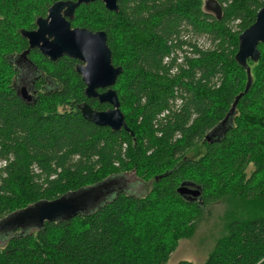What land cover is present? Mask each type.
Here are the masks:
<instances>
[{"label":"trees","instance_id":"1","mask_svg":"<svg viewBox=\"0 0 264 264\" xmlns=\"http://www.w3.org/2000/svg\"><path fill=\"white\" fill-rule=\"evenodd\" d=\"M56 1L0 0V219L114 175L133 173L142 185L130 183L86 213L13 231L0 243V264H164L206 209L227 197L237 214L206 259L175 264H264L262 43L259 59L247 60L249 86L230 111L248 83L246 67L235 60L238 35L264 0H229L220 19L204 10L205 0H118L117 12L97 0L75 9L71 27L106 33L111 62L122 69L113 89L133 136L82 117L80 103L110 106L84 95L77 61L67 56L51 61L30 50L27 58L42 78L59 87L33 104L14 92L8 59L28 45L20 30L35 29ZM204 36L209 48L197 43ZM175 48L185 61L171 75ZM177 98L183 103L173 107ZM198 144L203 153L187 157ZM184 183L198 187L199 196L177 193Z\"/></svg>","mask_w":264,"mask_h":264},{"label":"water","instance_id":"2","mask_svg":"<svg viewBox=\"0 0 264 264\" xmlns=\"http://www.w3.org/2000/svg\"><path fill=\"white\" fill-rule=\"evenodd\" d=\"M93 1L97 0H58L54 2L48 8L45 17L36 19L35 29L20 30L21 36L26 39L28 44L27 49L20 56L25 57L30 49L36 48L52 61L62 56L75 59L77 63L74 70L85 85L84 95L87 98H96L100 103L110 106L107 110L97 111L86 103H80L77 108L82 117L97 126H105L112 131L123 129L133 136V132L124 121L116 92L113 89L122 69L112 65L106 33L101 30L91 31L86 28H71L70 26L69 20L73 17L75 9L81 4ZM98 1H101L107 10L117 12L118 0ZM203 7L217 19L221 18L222 10L216 0H206ZM259 43L264 44V5L257 11L254 22L238 36V50L235 59L238 64L246 67L248 83L244 91L235 97L231 112L249 86L250 71L247 60L256 62L259 59L260 52L257 48ZM99 89L102 91L99 92ZM22 99L28 101L30 96L28 93H23ZM227 117L220 125L225 124ZM219 128L216 127L212 132H209L206 140L214 137L220 130ZM123 174L107 177L97 184L69 191L52 200L38 201L5 215L0 219V238L6 239L13 231L17 230H20L17 233H25L31 228L39 229L45 222L67 219L99 207L105 203L102 202V197L108 194H113L115 197L123 189L126 190L125 185L130 182L129 180H126L127 183L125 182ZM176 191L191 200L200 194L198 187L187 183L180 184Z\"/></svg>","mask_w":264,"mask_h":264},{"label":"rangeland","instance_id":"3","mask_svg":"<svg viewBox=\"0 0 264 264\" xmlns=\"http://www.w3.org/2000/svg\"><path fill=\"white\" fill-rule=\"evenodd\" d=\"M224 3L225 5H228L229 0H225ZM237 23V21L232 22L233 29H236ZM196 40L197 43L200 44L204 42L205 48H209V46L211 45V41L207 39L206 36H204V38L201 40L200 38H196ZM198 48L199 51H204L202 47L198 46ZM175 49V51L170 53V57L177 56L178 60L176 61L175 65L171 67V75L177 74L180 71V64L185 61V57H183L185 53L182 52L180 48ZM196 55L198 56L199 53ZM213 81L215 82V84H217V86L220 83L219 78H214ZM181 103H183L182 99L177 98L174 101L173 107H176V105H180ZM202 153L203 147L198 144L194 150L186 151V156L195 157ZM127 175L129 177V182L133 183V181H139V178L133 173H128ZM140 185H142L141 181ZM141 187L140 189H137V192H141L144 190L143 188L141 189ZM229 198L231 197H227L220 202L213 203L206 209L205 215L198 221L192 235L188 238L181 239L178 242L176 249L171 253L168 260L164 264H175L181 260L200 263L206 259L217 239L225 234L228 220L232 219L233 217H235L234 215L237 214L236 212H233L235 207L232 205ZM34 230L35 228H31L26 232Z\"/></svg>","mask_w":264,"mask_h":264},{"label":"flooded vegetation","instance_id":"4","mask_svg":"<svg viewBox=\"0 0 264 264\" xmlns=\"http://www.w3.org/2000/svg\"><path fill=\"white\" fill-rule=\"evenodd\" d=\"M71 28H73V27H71ZM27 47H28V45H27ZM34 49H36V48H34ZM30 50H33V49H30ZM36 50H38V49H36ZM42 56H44V55H42ZM44 57H46V56H44ZM62 57H60V58H62ZM58 59H56V60H58ZM56 60H53V61H56ZM8 62L12 65V69L15 72L14 78H13V81H12V86H13L14 92L17 94V96L25 104H32V103H34L37 95H39L41 93H44V92H50L51 93L53 90H56L59 87V84L56 81H54L52 79H49V78H46V77L42 78L43 74H41L39 72V70L37 69L36 65L27 58V55L25 57H21L20 54L11 55L9 57V59H8ZM98 91L101 92L102 89H99ZM23 93L24 94L28 93V95L30 96V100L26 101V100L22 99ZM36 93H37V95H36ZM94 99H96V98H94ZM65 108H68V107L65 106V105L63 107L62 106H57L56 107V112L59 113L61 111H64ZM97 111H104V110H97ZM212 131H213V129L210 130L209 132H212ZM123 175H125L124 179H125V182H126V180H128L129 177H128L127 173H124ZM133 182H135V181H133ZM130 183H128V185L124 184L125 187H126V190H129L131 188L130 187L131 186ZM124 190L125 189H123L122 192ZM114 194H116V193H114ZM111 196H113L112 198H114L113 194H111V195L108 194V195L102 197V202L109 201L110 199H112ZM17 231H20V230H17ZM4 240L5 239L0 238V243H2Z\"/></svg>","mask_w":264,"mask_h":264},{"label":"bare ground","instance_id":"5","mask_svg":"<svg viewBox=\"0 0 264 264\" xmlns=\"http://www.w3.org/2000/svg\"><path fill=\"white\" fill-rule=\"evenodd\" d=\"M205 1H206V0H205ZM205 1H204V2H205ZM216 2L218 3V5H219L220 7H221V5H225L224 1H222L221 4L219 3V1H216ZM75 28H76V27H75ZM238 36H239V35H238ZM237 50H238V48H237ZM236 52H237V51H236ZM235 54H236V53H235ZM235 60H236V59H235ZM43 62H44V61H43ZM186 64H187V63H186ZM112 65H113V64H112ZM84 86H85V85H84ZM84 88H85V87H84ZM36 95H37V93H36ZM48 95H49V94H48ZM116 95H117V94H116ZM37 97H38V95H37ZM36 99H37V98H36ZM36 99H35V101H36ZM35 101H34V102H35ZM32 104H33V103H32ZM121 113H122V112H121ZM197 184H198V183H197Z\"/></svg>","mask_w":264,"mask_h":264},{"label":"built area","instance_id":"6","mask_svg":"<svg viewBox=\"0 0 264 264\" xmlns=\"http://www.w3.org/2000/svg\"><path fill=\"white\" fill-rule=\"evenodd\" d=\"M217 1V0H216ZM178 60V59H177Z\"/></svg>","mask_w":264,"mask_h":264}]
</instances>
